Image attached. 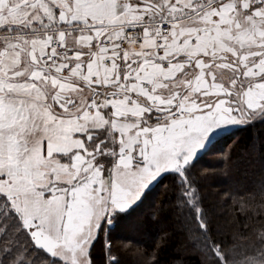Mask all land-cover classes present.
<instances>
[{
    "label": "snow or ice",
    "instance_id": "1",
    "mask_svg": "<svg viewBox=\"0 0 264 264\" xmlns=\"http://www.w3.org/2000/svg\"><path fill=\"white\" fill-rule=\"evenodd\" d=\"M257 126L264 0H0V264H97L104 232L100 264H120L112 233L139 227L165 181L171 195L145 221L170 212L229 264L196 166L235 137L228 159L261 163L244 191L264 204V130L238 137ZM257 239L239 264H264V227ZM171 247L164 264H190Z\"/></svg>",
    "mask_w": 264,
    "mask_h": 264
},
{
    "label": "trees",
    "instance_id": "2",
    "mask_svg": "<svg viewBox=\"0 0 264 264\" xmlns=\"http://www.w3.org/2000/svg\"><path fill=\"white\" fill-rule=\"evenodd\" d=\"M262 130L264 126H257L256 129L238 133L239 143H246L251 135ZM237 148L235 137L225 135L217 139L201 154L195 177L202 184L201 194L205 204L211 209L213 233L216 238L225 242L224 251L230 258L229 264H239L243 252L258 244V232L264 227V204L252 201L244 191L259 179L261 163L258 160L253 164L237 163L235 156L230 161L229 154L235 153ZM168 184L169 181H165L154 188L138 218L139 227L134 223L122 231L112 233L111 239L120 264H146L150 257L145 253L151 254L156 250L162 230L172 236L170 246L160 250L161 264L169 258L173 250L171 245L177 242L187 246L192 253L189 257L190 264H215L202 247L204 238L194 231L185 230L184 225L177 223L170 212H165L160 223L145 221V216L151 212L147 204L154 202L159 206L161 201H166L171 195ZM108 239L101 233L100 241L95 247L97 264H100L102 256L106 257Z\"/></svg>",
    "mask_w": 264,
    "mask_h": 264
},
{
    "label": "rangeland",
    "instance_id": "3",
    "mask_svg": "<svg viewBox=\"0 0 264 264\" xmlns=\"http://www.w3.org/2000/svg\"><path fill=\"white\" fill-rule=\"evenodd\" d=\"M203 152H204V151H203ZM203 152H202V153H203ZM202 153H201V154H202ZM104 237H105V239L107 240V237H108L107 232H104Z\"/></svg>",
    "mask_w": 264,
    "mask_h": 264
}]
</instances>
